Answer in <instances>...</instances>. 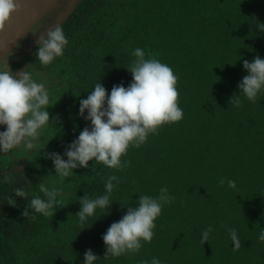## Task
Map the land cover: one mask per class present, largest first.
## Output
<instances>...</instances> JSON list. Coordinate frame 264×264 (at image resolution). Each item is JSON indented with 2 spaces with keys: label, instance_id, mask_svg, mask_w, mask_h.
Here are the masks:
<instances>
[{
  "label": "trees",
  "instance_id": "1",
  "mask_svg": "<svg viewBox=\"0 0 264 264\" xmlns=\"http://www.w3.org/2000/svg\"><path fill=\"white\" fill-rule=\"evenodd\" d=\"M55 22L69 42L64 55L41 66L34 55L37 42L9 68L18 74L27 66L46 84L50 124L32 156L0 167V264H83L89 249L100 258L96 264H150L154 257L161 264H264V242L258 240L264 230V93L256 103L242 95L240 106L230 103L248 75L243 62L264 58V32L256 26L264 23V0H78ZM136 48L177 76L182 120L130 148L122 169L90 161L59 182L48 154L63 156L90 128L79 107L96 83L109 94L113 86L132 83L127 69ZM109 175L120 178L112 208L81 227L80 199L104 194ZM229 179L235 189L227 186ZM42 183L60 189L56 206L48 217L31 209L24 217L33 196L44 198ZM18 187L28 190L26 199L15 196ZM162 187L174 200L163 206L151 242L138 252L104 259L102 237L111 224L140 195L155 197ZM208 227L209 240L201 244ZM229 229L237 231L238 250Z\"/></svg>",
  "mask_w": 264,
  "mask_h": 264
},
{
  "label": "clouds",
  "instance_id": "2",
  "mask_svg": "<svg viewBox=\"0 0 264 264\" xmlns=\"http://www.w3.org/2000/svg\"><path fill=\"white\" fill-rule=\"evenodd\" d=\"M21 9L20 0H0V29ZM264 32V23L256 25ZM68 40L64 30L57 25L46 36H41L34 53L36 62L41 66L51 65L64 55ZM135 59L127 70L132 74V83L113 86L110 94L100 83H96L86 99L80 100L79 114L90 122V128L83 129L78 137L68 145L64 155L49 153L59 182L73 174V170L89 167V162L102 164L109 169H122L126 162L122 157L130 148H139L146 143L150 134L166 124L179 122L183 110L178 104L177 76L173 70L159 59L148 56L141 48L133 50ZM243 67L248 75L238 84L240 94L230 103L240 106L241 95L251 103H256L258 96L264 93V58L256 56L252 62L245 60ZM27 70L14 74L9 68L0 69V153H10L18 148L25 152L33 150L40 141L44 130L49 126L50 94L44 82L33 78ZM86 114V115H85ZM66 157V158H65ZM95 170V168L93 169ZM120 178L109 175L104 184V194L80 199V211L77 213L79 224L83 227L98 212L112 208L111 197L119 185ZM225 181L220 180L223 185ZM227 186L236 188L235 181L229 179ZM40 191L44 198L33 196L23 212L24 217L35 214L45 217L51 215L61 196L60 189L41 184ZM16 197L26 199L28 190L23 187L14 189ZM174 200L167 187H162L155 197L140 195L135 206H128L127 212L118 222L107 229L102 239L105 244L104 259L118 258L122 255L138 252L142 243L151 242L154 236L155 221L161 215L164 205ZM110 214L107 213L105 215ZM35 219V215H32ZM212 228L202 232L201 244L209 240ZM234 251L240 248L237 231L229 229ZM258 240L264 242V230ZM100 259L91 249L84 254L83 264H96ZM143 264H149L144 261ZM150 264H161L152 258Z\"/></svg>",
  "mask_w": 264,
  "mask_h": 264
},
{
  "label": "water",
  "instance_id": "3",
  "mask_svg": "<svg viewBox=\"0 0 264 264\" xmlns=\"http://www.w3.org/2000/svg\"><path fill=\"white\" fill-rule=\"evenodd\" d=\"M59 1L20 0V11L0 29V64Z\"/></svg>",
  "mask_w": 264,
  "mask_h": 264
},
{
  "label": "rangeland",
  "instance_id": "4",
  "mask_svg": "<svg viewBox=\"0 0 264 264\" xmlns=\"http://www.w3.org/2000/svg\"><path fill=\"white\" fill-rule=\"evenodd\" d=\"M64 1V2H63ZM78 0H61V4L58 5L57 12L55 13V9L52 10V12L48 15V17L45 19L44 23L40 22L36 27L30 31V33L27 35V37L18 45L16 50L12 53H10L7 58L0 64V69H6V64L9 62V60H13L15 55H19L16 60L20 59V57L25 55V52H29L33 50V45H35L41 36H44L51 28H54L57 25V22H55L56 17L58 19H64L66 15L72 10L73 6L76 4ZM59 14V16L57 15ZM56 14V15H55ZM55 15V16H53ZM46 17V16H45ZM41 74H39V79H41ZM16 151V150H15ZM15 151H12L14 153ZM35 152V149L31 150L30 152H26L28 156H32V154ZM25 154L24 149L22 148V154ZM14 156L11 157V159Z\"/></svg>",
  "mask_w": 264,
  "mask_h": 264
},
{
  "label": "flooded vegetation",
  "instance_id": "5",
  "mask_svg": "<svg viewBox=\"0 0 264 264\" xmlns=\"http://www.w3.org/2000/svg\"><path fill=\"white\" fill-rule=\"evenodd\" d=\"M18 56L19 55H16L13 58V60H9L8 65L6 66V68H10L11 63H13L16 60V58H18ZM24 152H25V150H24ZM21 154H22V148L16 149V151L14 153H12V152L5 153V154L0 153V167H5L6 165L11 164L12 161L15 162L16 160L18 161V163L13 164L14 167L19 165V164H21L22 162H25L27 160V159H25V156H27V154H26V152L23 155H21ZM12 156H14V157L11 159Z\"/></svg>",
  "mask_w": 264,
  "mask_h": 264
}]
</instances>
